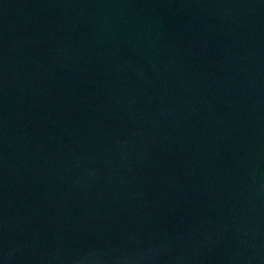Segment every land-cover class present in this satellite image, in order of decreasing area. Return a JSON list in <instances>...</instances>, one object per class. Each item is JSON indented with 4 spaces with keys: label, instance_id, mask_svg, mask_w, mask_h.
<instances>
[{
    "label": "water",
    "instance_id": "95a60500",
    "mask_svg": "<svg viewBox=\"0 0 264 264\" xmlns=\"http://www.w3.org/2000/svg\"><path fill=\"white\" fill-rule=\"evenodd\" d=\"M0 264H264V0H0Z\"/></svg>",
    "mask_w": 264,
    "mask_h": 264
}]
</instances>
